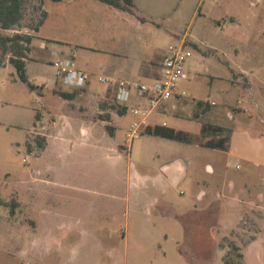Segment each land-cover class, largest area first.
Returning <instances> with one entry per match:
<instances>
[{"label": "rangeland", "instance_id": "obj_1", "mask_svg": "<svg viewBox=\"0 0 264 264\" xmlns=\"http://www.w3.org/2000/svg\"><path fill=\"white\" fill-rule=\"evenodd\" d=\"M239 1L250 3L135 0L130 10H124L101 0H24L20 23L0 31L32 35L26 63L33 83L38 82L35 75L39 66L52 71L49 50L42 46L48 38L53 40L50 45L63 40L66 46L76 48V64L92 74L97 82L95 90L104 85L99 77L109 76L106 64L119 60V65L126 66L135 58L145 57L157 60L165 56L170 45L184 43L188 57L181 84L189 95L173 101L176 109L168 108L169 104L160 107L150 120L159 119L189 131V140L150 136L145 132L149 126L131 140L128 129L134 116L130 111L122 117L123 124L112 138L115 149L106 148L105 153L82 150L70 157L49 153L38 157L45 144V136L36 130L41 114L56 101L53 97L61 101L65 98L49 90L43 94L40 89L32 91L10 62L12 52H1L0 264H264V258L259 257L261 244L250 249L246 259L243 252L244 245L264 231V200L245 208L232 232L223 231V226L219 230L204 226L193 227L184 235L177 222L161 219L156 220L159 227L152 231L144 215L151 191L134 190L133 182L130 184L136 170L156 174L161 164L181 159L188 166V178L198 175L224 194L243 195L246 183L252 192H264V0L246 11L239 10ZM44 11L48 15L39 26ZM227 12L235 14L236 23L224 20ZM121 51H130L131 55L120 57ZM118 72L111 76H119ZM248 81L256 99L253 104H249L244 88L249 86ZM86 87L63 86L61 91H75V95L84 97ZM98 101L101 107L106 106L101 117L112 118L113 112L122 110L114 100L112 86ZM199 101L205 104L198 105ZM53 104L62 108V104ZM197 109L203 114L199 118L194 114ZM49 121L51 118H47ZM207 123L232 128L229 137L224 134L228 137L224 148L206 146L209 140L218 139L213 133L205 136L200 132ZM108 125L112 126L105 122V127ZM117 151L121 158L115 155ZM209 164L216 168V174L208 173ZM36 169H41L48 180L72 178L73 184H35ZM188 178L170 187L169 197L174 203L183 202L184 194L191 204L195 202L197 185ZM23 181L27 193L35 194L36 208L56 201L67 210L66 218L76 222L74 229L45 231V226L55 228L56 221L49 217L44 221L36 215L46 225L34 231L35 217L25 215L27 204H19L17 199L21 193L18 183ZM60 193L71 195L70 200L65 203L66 196ZM215 212L216 216L212 212L205 219L221 222L228 217L225 208ZM49 233L61 237L60 246L48 248L32 241L33 235Z\"/></svg>", "mask_w": 264, "mask_h": 264}, {"label": "crops", "instance_id": "obj_2", "mask_svg": "<svg viewBox=\"0 0 264 264\" xmlns=\"http://www.w3.org/2000/svg\"><path fill=\"white\" fill-rule=\"evenodd\" d=\"M249 1H250L249 5L247 3H244V1H239V3L237 4L239 10L241 9L240 11H244L245 9L246 11V8L250 9L257 7L262 2V0H249ZM134 2L135 0H133V5ZM122 4L123 6L126 5L124 2ZM132 7H129V10ZM119 9L125 10L126 8H119ZM252 12L253 11H250V14H252L253 16ZM227 19H229L232 23H236L237 17L235 16L234 13L231 14L227 12V15L226 17H224V20ZM52 43L53 40H51V38H48L47 41H44L42 43L43 48L49 50L48 61H49V66L52 68V71L51 72L47 71L46 67L39 66V69L37 70V74L35 75L38 82L34 83L37 86V88L32 91H37L40 89L42 91L41 93L43 94L45 90H49L52 92H55L56 90L57 91L62 90L61 87H63V85L61 83V80L57 77V71L55 67L52 65L54 51L66 55L73 54L76 62V48L66 46L63 40H59V42L55 43L54 45H50ZM191 43L193 45H197L196 42L192 41ZM128 53H126L125 51H121L119 55L120 57L124 55L127 57L131 55L130 51H128ZM163 59H164V54L157 60H153L151 58H146V57L141 59L135 58L133 64L126 66L119 65L121 62L119 60H115L114 63L106 64L105 69L108 71L109 77L124 78L128 80H141V81L145 80L144 82L147 81V83H154L160 80L162 77ZM26 71H27V63H26ZM117 71H119L118 72L119 76H111V75H115L112 73H116ZM87 72L92 76V74L89 71ZM243 73L247 75V73L242 72V74ZM96 84L97 82H95L91 77L90 84L85 89H83L85 93L84 97H81V95L79 96L75 95L73 93L75 91L73 92L68 91L69 93L72 92L74 94L72 98L64 97L65 99L62 98L63 101H61V99H55L54 97L52 98L53 100L56 101L55 102L52 101L51 102L52 105L47 107L46 112H43L41 114L42 115L41 119L39 120V123L36 126V130L41 135L45 136V144L42 148H40L39 150L40 153L39 155H37L38 157L48 153L51 154L52 156H54L53 154H57L59 158L60 156L70 157V155H74L82 150H91L92 152L105 153L107 151L106 148L115 149V144L113 143L112 138H115L118 129L123 124L122 117L126 113L130 112V106L138 104L140 102V99L138 97H134L130 106L127 107L125 106L124 109L119 111V113L113 112L112 118L101 117L103 110H105L103 109V107L106 106L104 105L101 107L100 104L98 103L99 102L98 98H103V96L105 97L107 87L105 85H102V87L95 90L94 87L96 86ZM244 88H246L247 90V96H248L247 98L249 104L255 103L256 99L255 97H253V95H251L250 92V89L253 88L251 82H249L248 87H244ZM64 91L67 90L64 89ZM176 101L178 102L179 100ZM69 102L71 103V105L67 106ZM53 103H58V105L62 104V108L61 109L56 108ZM80 103L84 105L82 106L80 105ZM170 107L174 109L177 108L176 104H174L173 102L169 104L168 108ZM197 110H195L194 114L196 113ZM163 111L161 112L164 113ZM202 115L203 114H201L200 112L199 116ZM47 118H51V121L47 122ZM73 121H78V125H75V122L73 123ZM107 121L109 122V124H112V126H117L116 128H114L108 125L111 127L112 133L110 132L109 128H107V126L105 127V122ZM164 123L166 124L164 125ZM156 125L171 127L168 125L166 121L161 122L159 119H154L153 121L150 120V126L148 128L150 127L153 128ZM202 129H203V125L200 129V132L202 131ZM176 130H183L185 132L187 131L184 129H176ZM149 135L161 137L150 133ZM115 155L121 158V152L117 151ZM207 169L209 174L211 175L216 174V168L214 166L209 164ZM40 170L41 169H36L35 172L36 176H34L35 184H38L40 186L47 185L48 184L47 182H50V184H55V185L63 184L66 186H70L73 184L72 178H66V179L55 178L48 180L46 176H43V173ZM188 175H189L188 166L185 163V161L181 159H177L171 162H166L161 164L156 174L143 173L139 170L135 171V177L130 182L131 186L133 182L132 188L134 190L151 191L150 196L147 199L146 213L144 215L149 221L150 226L148 227H150L152 231L157 230L159 226L157 225L156 220H158L159 222V219H161L164 221L177 222L184 235H186V233H188L193 227L196 228V227H204V226H210L218 230L220 227L222 228L223 226L222 228L223 231L232 232L238 227L239 219L243 214V210L245 208L247 209V207L249 208V206H252V204L255 202L264 200V192H258V193L252 192L251 188L248 186V183H246L244 187L245 192L243 195L236 194L234 192L227 195L224 194V192L219 191L217 189L214 190L215 188L214 184H212L211 182L205 179H202L198 175H192V177L190 178H188L189 177ZM187 178L191 180L195 185H197L195 202L191 204L190 199L188 200L187 198H185V194L182 193L184 194L183 202H181L180 204L174 203L173 201L170 200L169 197L170 187L177 186L179 183L185 181ZM262 181H264V178L262 179ZM24 184H26L24 181L18 183V186L21 188V193L19 192L17 199L19 204H22V201L25 202V205L27 204L26 206L27 211L24 214L27 216L33 215L35 217L34 220L32 221L34 225L33 226L34 231H37L38 227L40 226L42 227L43 225H46L44 224L43 220L41 221L38 220L37 218L38 215H41L44 221L46 220V217H49L51 220L56 221L53 223H57L56 225H54L55 228L53 229L51 227L45 226L46 227L45 231L57 229L59 231L69 232L74 229L75 226L74 224L76 222L75 221L73 222L72 220H68L66 218L69 216L67 210L65 211L62 210L60 206H58L56 201L53 200L50 203L43 204V206L39 207V209L36 208V206L33 204L34 199H36L35 194L33 193L30 196V192L29 194L27 193V190L23 186ZM231 185H232L231 188H234L235 183L231 182ZM22 189L24 191L23 193H22ZM60 194L66 196L64 198L65 203H67L70 200L69 196L71 195H67L68 193L66 194L60 193ZM219 207L228 210L229 218L227 217L221 222L218 220L215 221V220L205 219L204 216L207 214L211 215L212 212L213 215L216 216L217 213L215 211L218 210ZM33 210H34V214H32ZM63 217L65 218V220H62ZM80 226H84V225H80ZM103 226L104 224L101 225V227ZM142 226L140 227L142 228ZM81 229L86 231V229H84L83 227ZM263 234L264 231H262L250 242L244 245L243 252L245 255V259L249 255L250 249H252L255 245L258 244L262 245V252L259 254V257L264 258ZM165 236L168 239V234H165ZM32 241H35V243L41 242V244H44L46 245V247L49 248V247H55L56 245L60 246L63 240L61 239V237L54 236L53 234L49 233L45 235H33Z\"/></svg>", "mask_w": 264, "mask_h": 264}, {"label": "built area", "instance_id": "obj_3", "mask_svg": "<svg viewBox=\"0 0 264 264\" xmlns=\"http://www.w3.org/2000/svg\"><path fill=\"white\" fill-rule=\"evenodd\" d=\"M184 47V43L169 46L162 61V77L152 84L141 80L99 77V81L107 88L112 86L114 100L118 105L127 107L131 105L134 97L140 99L138 104L130 106L134 116L128 129L131 140L138 138L150 126V118L160 107L189 95L181 84L188 57ZM53 53L52 65L65 88L79 89L90 84L91 75L76 65L73 54L66 55L56 51Z\"/></svg>", "mask_w": 264, "mask_h": 264}, {"label": "trees", "instance_id": "obj_4", "mask_svg": "<svg viewBox=\"0 0 264 264\" xmlns=\"http://www.w3.org/2000/svg\"><path fill=\"white\" fill-rule=\"evenodd\" d=\"M59 1V0H58ZM105 3H108L114 7L118 8H126L133 6V0H101ZM126 5L123 6L122 3ZM23 5L24 0H0V28L9 29L18 25L23 17ZM129 6V7H128ZM47 16L46 11L43 12V17L39 22V26L43 24L45 18ZM38 27L36 28V30ZM32 35L26 33H16L14 35L4 34L0 31V53L3 52L6 54L7 52H12L9 60L10 62L17 68L19 77L22 81H24L31 90H35L37 86L29 79L26 71V58L27 53L31 50L32 43ZM3 60L0 57V66H2ZM59 93L61 96L65 98H72L74 96L73 93L65 92V91H55ZM205 104L204 101H199L198 105ZM208 106V104H207ZM124 109V107H121ZM195 115L198 117L200 112L197 110ZM110 132L112 133L111 127L108 126ZM145 132L150 134H154L157 136H162L165 138L186 141L189 140L187 138V132L183 130H176L172 127L156 125L153 128H147ZM225 132H227L228 137L232 133V128H227L221 125H215L212 123H207L203 125L202 133L205 136H208L210 133L218 136L217 140H209L206 143V146L213 148H224L226 146V142L228 141V137L224 136ZM223 135V136H222ZM0 202H3L0 200ZM233 248L239 249L236 244L232 245ZM243 256L242 253H240ZM227 264V262H225Z\"/></svg>", "mask_w": 264, "mask_h": 264}]
</instances>
